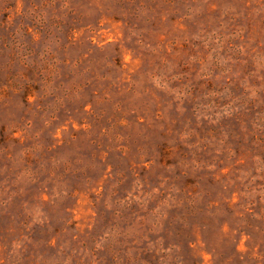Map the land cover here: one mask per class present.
<instances>
[{"label":"rangeland","instance_id":"rangeland-1","mask_svg":"<svg viewBox=\"0 0 264 264\" xmlns=\"http://www.w3.org/2000/svg\"><path fill=\"white\" fill-rule=\"evenodd\" d=\"M0 264H264V0H0Z\"/></svg>","mask_w":264,"mask_h":264}]
</instances>
